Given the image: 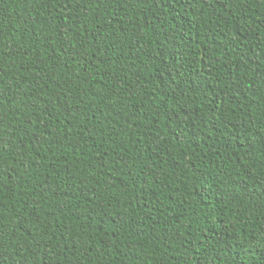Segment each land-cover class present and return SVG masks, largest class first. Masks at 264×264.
<instances>
[{"label":"trees","instance_id":"obj_1","mask_svg":"<svg viewBox=\"0 0 264 264\" xmlns=\"http://www.w3.org/2000/svg\"><path fill=\"white\" fill-rule=\"evenodd\" d=\"M0 264H264V0H0Z\"/></svg>","mask_w":264,"mask_h":264}]
</instances>
